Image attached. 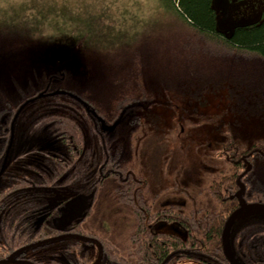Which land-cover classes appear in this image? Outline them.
I'll use <instances>...</instances> for the list:
<instances>
[{
    "label": "trees",
    "instance_id": "trees-1",
    "mask_svg": "<svg viewBox=\"0 0 264 264\" xmlns=\"http://www.w3.org/2000/svg\"><path fill=\"white\" fill-rule=\"evenodd\" d=\"M212 1L167 0L165 5L164 15L168 18V26H172V30L183 31L181 42L184 44L189 45L192 41L199 43L203 50L198 55L188 53L185 48L188 45L181 46L182 43L175 36H171L169 40L176 44L168 47L174 48L175 52L170 54L167 48L156 51V46L137 36L138 32L134 28H126V31L114 29L100 22L102 20L94 19L97 20V27L88 17L75 42L76 48L72 47L66 53L63 62L56 63L51 58L39 59L36 65L42 72L33 77L37 70L34 67L33 73L31 70V74L26 75L27 84L19 83L18 77L14 79L16 83L13 89L4 88L1 84L0 108L7 109L6 113L13 115L22 103L41 96L66 93L76 97L100 122H97L98 126L104 124L117 131V140L125 145L129 161L126 166L130 170L131 178H135L138 172L136 146L143 136V129L135 123H125L129 119L125 114L128 111L138 113L139 110L144 113L147 102L158 92L171 91L196 96L225 88L233 113L243 119H264V23L260 26L238 28L232 35H221L216 29ZM47 10L50 13V9L44 4L31 8L28 11L31 16L33 14L41 19L36 20L37 22L27 19L23 25L24 31L34 34L36 30L46 28V24L51 22ZM62 21L65 25L72 23L63 17L60 22ZM153 21L155 19L149 23ZM142 22L147 20L136 23ZM5 25L2 34L6 29ZM187 34L193 39L190 40ZM71 37L75 39L76 34L72 33ZM5 46L0 45V51H4ZM209 47L214 52H210ZM18 48L12 54L24 61L26 53L23 54L22 49ZM57 58L62 59V56ZM55 63L62 65L56 68ZM10 97L12 105L6 103ZM226 147L222 167L212 173L205 185L188 195L185 206L169 207L171 214L166 216L168 218L161 217L175 222L182 230L176 236V249L190 248L196 253H203L217 247L216 253L221 252V232L228 216L239 206L236 192L240 183L244 186L242 197L246 203L264 204V137L254 138L246 145L228 144ZM108 158L109 153L106 163ZM105 167L106 165L102 168ZM88 176L85 174L80 181L88 182ZM105 178L91 186L97 195L82 227L66 230L64 234L50 227V235L61 234L56 240L59 248H62L49 249V254L54 257V263L51 264H84L87 257L92 258L88 264L96 263L100 259H106L108 264H127V259L131 264H138V259L134 261V258L138 257L135 253H140V243L133 240L138 237V229L135 225L129 226V223L138 222L141 218L140 213L130 207L142 204L148 209L149 205L156 203V199L150 198L144 192L134 194L133 202H128L127 198L137 188L122 191L121 181L116 182L109 174ZM69 181L71 185L77 182ZM50 186L54 188L57 185ZM71 189L75 187L71 186ZM124 206L130 208V214ZM150 218L153 219L152 214ZM250 220L263 224L248 234L258 237V232L264 230V222ZM232 230L231 227V235ZM95 235L99 239L91 240L90 236ZM188 237H192L194 241L189 247L185 241ZM82 241L93 243L97 250L94 247L92 255L87 256L83 251ZM129 248H132L131 253ZM221 255L219 261L226 264Z\"/></svg>",
    "mask_w": 264,
    "mask_h": 264
},
{
    "label": "rangeland",
    "instance_id": "rangeland-1",
    "mask_svg": "<svg viewBox=\"0 0 264 264\" xmlns=\"http://www.w3.org/2000/svg\"><path fill=\"white\" fill-rule=\"evenodd\" d=\"M42 4L50 9V13L48 10L46 13H49L51 22L34 34L24 31L27 19L30 22L41 19L31 16L28 11ZM166 4L167 0H0V45H6L4 51H0L3 87L13 89L12 80L18 75L19 80L25 81L20 77L30 75L31 70L33 73L34 67L37 70L33 77L40 74L42 71L36 65L39 59L63 62L66 53L72 47L76 48L75 42L88 17L97 27L94 19L123 31L132 27L138 32L137 36L153 43L151 45L156 46V51L167 48L170 54L175 52L174 48H168L176 44L169 39L175 36L180 43L183 31L172 30V26H168V18L164 15ZM62 17L72 23H61ZM152 19L155 21L149 23ZM141 20L147 22L136 23ZM4 25L6 29L2 34ZM72 33L76 34L75 39L71 37ZM181 43V46L188 45ZM18 47L23 54L26 53L24 61L12 54L19 50ZM185 48L191 55H198L203 50L199 43L193 41ZM208 50L214 52L211 47ZM61 65L56 64L55 67ZM226 92L222 88L190 96L162 91L147 102L144 113L149 120L142 125L144 138L141 145L147 151L142 160L146 164L151 187L154 192H160L158 207L185 206L188 195L205 185L212 173L222 167L226 145H246L254 138L264 137V119L240 118L232 112ZM19 110L17 126L25 131L23 138L26 137L30 145L29 155L45 167L35 173L37 177H50L72 157V166L67 165L69 174L81 172L85 167L92 174V167L101 164V146L111 132L106 130L107 125L97 126L94 116L76 97L66 93L45 95L26 102ZM20 141L26 143L25 140ZM71 142H80L81 149L74 156L69 151ZM250 219L264 220V214L246 212L236 222Z\"/></svg>",
    "mask_w": 264,
    "mask_h": 264
},
{
    "label": "flooded vegetation",
    "instance_id": "flooded-vegetation-1",
    "mask_svg": "<svg viewBox=\"0 0 264 264\" xmlns=\"http://www.w3.org/2000/svg\"><path fill=\"white\" fill-rule=\"evenodd\" d=\"M212 2L215 9L216 29L221 35H232L238 28L260 26L264 23V0H213ZM26 77V75L21 77L25 81L19 80V83L27 84ZM14 79L12 80L13 86L16 83ZM1 84L2 81L0 80V105ZM11 102V97L6 100L8 105H12ZM26 102L22 103L13 115H8L7 109L0 108V264L54 263V257L49 254V249H62L59 248L57 237L64 234L66 230L82 227L84 221L89 217L90 209L93 207L97 195L91 186L100 179L105 180L107 174L111 175V179L116 182L121 181L122 191L133 187L137 188L132 196L127 198L128 202H133L134 194L144 192L150 198L156 199V203L149 205L148 209L142 204L130 207L133 208V211L139 212L141 218L138 222L129 223V226L132 224L138 229V237L133 239L140 243V253H135L138 257L134 258V261L138 259V264H223L219 261L220 253H222L221 256L223 260L225 259L226 264H231L224 253L221 237V252L216 253L217 247L203 253H196L190 248L176 249V236L182 230L176 226L175 222L161 219V217L171 214L169 207L173 206L158 207L157 205L160 192H154L151 187V182L147 177V168L144 166L146 164L142 160L144 152L147 151L141 146L144 136L137 141L136 151L139 163L135 178H131L130 170L126 166L129 161L125 145L123 146V142L119 143L117 140L119 138L117 131L109 127L106 130L111 132V136L101 146L102 162L100 165L92 167V174L90 169L87 170L86 167L82 168L81 172L69 174L67 165L72 166L71 162L74 160L72 157L66 165L57 168L50 177H37L35 173L45 167L29 155L30 145L27 143L26 137L23 138L25 131L17 126L20 117L19 109ZM4 112L6 114H3ZM125 116L129 117L125 123L132 122L141 128H143L144 122L149 120L146 118L147 114L135 113L134 111H128ZM131 117L134 118L130 119ZM94 121L96 125L100 123L96 118ZM131 126L135 128L134 125ZM20 140H25L26 143H22ZM80 149V142H71L69 145V151L73 156ZM107 153H109L108 163H106ZM104 165L106 167L103 169ZM85 174L90 176L87 177L86 181L91 183L80 181ZM78 175L80 177H77ZM69 180H77V182L71 185ZM50 184L57 186L53 188ZM71 186L75 189H71ZM79 188L83 190L79 191ZM130 191L133 192V190ZM91 192H93V196L89 200L91 206L84 210L83 216L74 219L63 230H57L53 225V219L60 215L65 202L77 194H89ZM142 195L144 196V194ZM124 208L130 214V208L128 206H124ZM151 214L153 219L150 218ZM261 220L264 222L263 219ZM261 225L263 224L251 220L240 222L235 220L233 222L231 227L234 232L232 230L231 235L230 229L228 241L232 257L237 264H264V230L258 232L260 234L258 237L248 235L256 230V227H262ZM50 227L61 234L50 235ZM188 228L186 227V229ZM94 238L99 239L96 235L95 237L90 236L91 240ZM185 241H187L188 247L194 243L192 237H188ZM81 245L85 254L91 256L95 245L93 246V243L88 241H82ZM95 250H97L96 247ZM128 251L131 253L132 248H129ZM191 256L197 259L195 260ZM91 260V257H87L84 264L91 263ZM106 261V259H100L92 264H108ZM126 263L131 264L129 259Z\"/></svg>",
    "mask_w": 264,
    "mask_h": 264
},
{
    "label": "water",
    "instance_id": "water-1",
    "mask_svg": "<svg viewBox=\"0 0 264 264\" xmlns=\"http://www.w3.org/2000/svg\"><path fill=\"white\" fill-rule=\"evenodd\" d=\"M264 95V92H263ZM244 190L243 185L240 183V188L236 192V196L239 200V206L228 216L226 219L221 239L223 244L224 253L227 259L231 264H237L233 257L229 247V234L230 229L233 222L246 212H259L264 214V204L260 203H246L242 199V192ZM93 196V192L89 194H77L74 197L68 199L64 206L61 208V213L58 217L53 219V225L57 230H63L66 226H68L74 219L83 216V212L85 209H88L91 206V202L89 201Z\"/></svg>",
    "mask_w": 264,
    "mask_h": 264
}]
</instances>
